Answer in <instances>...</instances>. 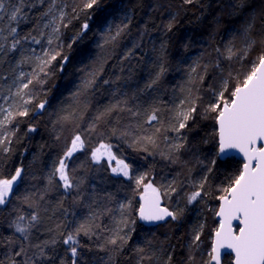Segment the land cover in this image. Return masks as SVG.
<instances>
[{"label": "trees", "instance_id": "obj_1", "mask_svg": "<svg viewBox=\"0 0 264 264\" xmlns=\"http://www.w3.org/2000/svg\"><path fill=\"white\" fill-rule=\"evenodd\" d=\"M4 2L11 6L16 0ZM88 2L89 0H61L60 6L66 5L67 16L64 24L67 27H61L59 40L54 41L51 46L47 43V36L41 38L39 31L35 30L36 18L46 4L31 11L25 8L28 13L27 20L13 25L18 27L21 36L30 33L42 41L39 45L32 43L30 39L22 41L26 52L33 49L43 52V49L51 47L59 51L60 56L46 69L47 76L41 74L44 83L31 86L34 100L27 106L29 115L17 116L7 125V129L14 132V135L11 138V151H0V178H11L17 167L22 168L23 172L22 179L14 185L10 203L0 206V260L6 261L7 255L12 251L7 239L16 235L9 227L16 215L13 209L20 207L27 212L31 211L16 198L34 191L37 187L45 186L44 178L51 170L50 167L63 154L76 132L83 134L87 147L74 154L70 160V169L77 170L76 178H83L89 191L95 186L112 193L115 197L114 203L132 199L135 209L138 207V196L135 194L134 180L112 175L105 161L99 165L92 164L91 150L101 142L111 144L114 147L113 154L130 165L132 177L147 173L148 179L157 186L173 177L184 182L179 193L178 206L184 209L180 219L173 221L168 218L166 222L145 224L133 211L129 218L137 221L125 229L130 232L127 245L123 248L107 246L102 251L98 247L103 243L102 239H89L80 235L77 264H137L141 255L151 257L150 260H143L141 264H165L169 255L172 256L171 264H186L193 230L198 229L201 223L205 225L201 236V251L206 259L205 249H209L211 231L216 226L213 210L219 202L215 197L220 194L219 189L226 186L229 178L242 167V161L234 157L219 160L213 139L214 120L211 117L214 114H206L205 108L213 101L210 89L218 91L220 81L229 72L234 76L239 73L242 78L249 70L251 62L264 48L259 42L261 36L257 22L253 32L257 44L246 60L229 61L222 55L230 42L237 49L242 47L238 37L241 25L248 12L259 11L264 7V0H247L250 7L243 14L235 6L238 0H194L191 4H186L184 0H97L92 8L86 9L84 5ZM85 23L88 24L86 30L83 29ZM123 25H127L125 31L115 41L109 39L105 43L109 35H115L117 26ZM73 40L79 42L75 43ZM217 49H220V53ZM129 50L131 55L126 58ZM19 55V52L11 54L8 62L0 64V74L9 77L11 63ZM161 64L166 71L160 81L152 89L142 93L140 90L155 76ZM205 65L208 66L206 72ZM23 66L25 72H31V67ZM79 66H82L80 70ZM194 66H197V72L193 75L204 76L202 83L198 79L189 82V72ZM93 73L96 74L95 85L83 90V81L91 78ZM117 77L120 79L117 80ZM104 80L111 83L105 85ZM3 82L5 81L0 80V84ZM231 83L234 85L235 80ZM189 88L192 89L191 94L188 92ZM122 93H126L129 98L138 96L144 107L153 98H160L173 109L176 97H199L197 112L193 114L187 128L182 130L183 136L188 137L186 147L180 153L181 163L173 165L159 155V151L165 149L162 137L159 148L149 145L144 150L143 145H132L131 137L121 139L113 136V127L122 129L129 123L127 113L113 112L105 118L106 122H96L95 132L86 131L95 117L110 103L121 98ZM41 102H45L44 109L36 107ZM164 115L167 117L170 114ZM30 128L34 131H29ZM167 135L171 137L175 134L169 132ZM149 152L154 154L150 155ZM213 160H216L215 165L212 164ZM81 163L85 165L83 168L79 167ZM209 168L212 169L211 172L208 171ZM205 175L207 183L204 192L211 193V196L205 195L195 203L187 204L185 193L195 190L188 183L189 179L198 182ZM72 195L74 192L66 194L62 188H57L47 194L48 203L38 209L41 224L40 230L34 233L33 242L50 240L53 237L57 241L46 249L50 259L45 260L44 264H61L62 260L65 264H73L70 247L63 244L64 237L58 232L46 231L65 219L62 213L49 219L52 216V206L61 197L64 198L65 207L70 210L65 235L83 218L85 210L73 206ZM167 200L170 202L167 197H163L162 205L170 209L177 207V196L172 197V205H166ZM45 208L49 211L45 212ZM73 211L77 215H72ZM104 223L109 228L115 227L107 217ZM137 248H144V253L138 254ZM200 261L201 255L197 253V264ZM231 262L232 257L224 255L222 264Z\"/></svg>", "mask_w": 264, "mask_h": 264}, {"label": "snow or ice", "instance_id": "obj_2", "mask_svg": "<svg viewBox=\"0 0 264 264\" xmlns=\"http://www.w3.org/2000/svg\"><path fill=\"white\" fill-rule=\"evenodd\" d=\"M96 2L97 0H89L84 7L90 9ZM184 2L191 4L194 0H184ZM45 4L46 7L36 18L35 30L39 31L41 38L47 36V43L51 46L54 41L59 40L61 27H67L64 24L67 16L66 5L60 6L61 0H16L11 6L6 5L4 0H0V64L8 62L11 54L20 53L11 68V73H15L11 83H7V76L0 74V80L5 81L4 84H0V100L4 101L0 103V117H2L0 118V151L3 153L11 151V138L14 135V132L7 129V125L11 124L17 116L29 115L27 106L34 100L31 86L44 83L41 74L47 76L46 69L60 56V52L51 47L43 49V55H36L35 50L32 51L31 56L26 55L22 41L30 39L32 43L38 45L42 41L30 33L21 36L18 27L13 26L20 21L27 20L28 13L25 12V8L31 11ZM235 6L241 10V14L250 7L247 0H238ZM257 22H259L261 36L259 42L264 45V7H262L259 11L248 12L238 33L242 47L237 49L230 42L222 53L225 59L229 61L247 59L257 44V39L253 36ZM168 27L170 29L171 24ZM87 28L88 24L85 23L83 29ZM126 28L127 25L117 26L115 35H109L105 43L109 39L115 41ZM216 51L220 53V49ZM129 55H131V50L126 54V58ZM33 59L35 65L31 72L23 71L22 66L32 64ZM197 66L190 69L189 82H195L197 79L203 82V75H193L197 72ZM207 67V65L204 66L205 72ZM165 71V67L161 64L159 71L140 91L143 93L152 89L158 84ZM116 79L119 80L120 77ZM232 80H235L234 85L231 83ZM95 83L96 74L93 73L91 78L83 81L82 89L86 91ZM103 83L108 85L111 82L104 80ZM181 90L183 91V88ZM210 91H212L213 101L206 106L205 113L214 114L211 118L214 120L213 139L217 147L216 155L219 157L235 151L242 156L243 161L242 167L229 178L226 186L219 189L220 194L215 197L219 205L213 210L216 226L211 231L210 250L207 251L208 259H202L201 236L205 225L201 223L198 229L193 230L191 241L188 244L186 264H197V253L201 255L200 264H221L222 250H229L228 254L232 256L231 264H264V48L251 62L249 70L243 74L242 78L239 73L234 76L232 72H229L228 76L220 81L219 90L210 89ZM188 92L191 94L192 89L189 88ZM113 95L115 96V92ZM198 100V96L190 95L188 98L181 99L173 109L163 99L153 98L147 107H144L139 102L138 96L134 95L129 98L126 93H122L121 98L110 103L95 117L86 131L95 132L96 122H106L105 118L113 112L127 113L129 123L122 129L113 127L111 129L113 136L121 139L131 137L132 145H143L144 150H147L149 145L159 148L162 137L166 150H160L159 155L173 165L179 164L181 163L180 153L185 149L187 142V137L183 136L182 130L187 128L188 122L197 112ZM130 101L136 102L131 103ZM36 107L44 109L45 102L37 104ZM165 113L170 115L165 117ZM29 131H34V129L30 128ZM169 132L175 135L170 137L167 135ZM101 135L104 134L101 133ZM86 147L83 134L76 132L63 154L53 162L51 170L44 178L45 186L37 187L34 191L16 198L31 211L27 212L20 207L13 209L16 215L9 227L16 235L7 239V243L12 246V251L7 255L6 261L0 260V264H44L45 260L50 259L46 249L49 245L56 244V238L33 242V236L40 230L41 215L38 209L48 203L47 194L57 188H62L66 194L74 192L73 206L85 210L83 218L76 223L73 230L67 231L65 235L70 210L65 207L64 198L61 197L52 206V216L49 219L55 217L57 213H62L65 219L56 223L54 228L46 230L49 233L58 232L64 237L63 244L70 247L73 264H77L80 235L89 239L93 237L102 239L103 243L98 245L102 251L106 250L107 246L123 248L127 245L130 232H126L125 229L129 224L136 223L135 219L129 218L133 211L140 221L146 223L166 222L167 218L173 221L180 219L184 209L178 206L179 193L184 187V182L173 177L170 181L157 186L151 179H148L147 173L135 177L130 176V165L117 159L112 152L113 146L105 142H101L91 150L92 164H101L103 158L109 161L115 160L116 167L109 165L112 173L134 180L139 206L133 209L132 199H128L127 202L114 203L115 197L112 193L97 189L95 186L89 191L85 180L76 178L77 170L70 169V160L74 154L85 150ZM149 154L154 153L149 152ZM215 163L216 160H213L212 164L215 165ZM84 166V163H81L79 167ZM208 171L211 172L212 169L209 168ZM22 172L23 169L17 167L11 178H0V206H7L10 203L14 185L22 179ZM188 183L195 190L185 193L187 204H192L202 196H211V193L204 192L207 175L198 182H192L189 179ZM174 195L177 196L175 209L162 205L163 197L171 200ZM44 211L48 212L49 209L45 208ZM72 215H77V213L73 211ZM106 217L115 224V227L109 228L104 223ZM234 222L238 223L234 225ZM136 251L140 254L144 253L145 249L137 248ZM145 259L150 260L151 257L141 255L137 264H141ZM171 261L172 256L169 255L165 264H171ZM61 264L65 262L62 260Z\"/></svg>", "mask_w": 264, "mask_h": 264}, {"label": "rangeland", "instance_id": "obj_3", "mask_svg": "<svg viewBox=\"0 0 264 264\" xmlns=\"http://www.w3.org/2000/svg\"><path fill=\"white\" fill-rule=\"evenodd\" d=\"M46 19H48V18H46ZM84 30H86V29H84ZM33 50H35L36 55H43V52H41L39 49H33ZM33 50H29V51L25 52L26 55L31 56ZM17 59H18V58H17ZM14 64H15V61H12V63H11V68H12V66H13ZM34 65H35V60L33 59V63H32V64L25 65V66H26V68H27V67H31V68H32ZM22 69H23V71H25L24 66H22ZM14 75H15V73H10V75H9V77H8V82H7V83H11L12 79L14 78ZM4 83H5V82H3V84H4ZM5 94H6V93H5ZM181 99H184V97H181V96L176 97V99H175L176 104H175V105H177ZM0 103H4V101H3V100H0ZM5 107H7V105H5ZM0 118H2V117H0ZM97 146H98V145H97ZM97 146H96V147H97ZM113 148H114V147H112V152H113ZM117 159H118V158H117ZM104 161H105L108 165H111V167H116V161H115V160L109 161L107 158H103L101 162H104ZM111 167H110V170H111ZM50 169H51V167H50ZM111 174L114 175V176H121V177H123L122 175L113 174L112 171H111ZM123 178H124V179H127V178H125V177H123ZM195 202H196V201H194L193 203H195ZM190 205H191V204H190ZM163 206H164V205H163ZM137 208H138V207H137ZM217 208H218V206H217ZM142 222H143V221H142ZM202 222H203V221H202ZM143 223L148 224V223H146V222H143ZM210 244H211V241H210ZM208 250H210V246H209V249H205V254H206V255H207V251H208ZM203 259L206 260V259H208V257H207L206 259L203 257Z\"/></svg>", "mask_w": 264, "mask_h": 264}, {"label": "water", "instance_id": "obj_4", "mask_svg": "<svg viewBox=\"0 0 264 264\" xmlns=\"http://www.w3.org/2000/svg\"><path fill=\"white\" fill-rule=\"evenodd\" d=\"M230 157H234V158H236V159H240L241 161H243V158H242V156L240 155V154H238V153H236L235 151H232V152H230L229 154H227V155H223V156H219L218 158H219V160H225L226 158H230ZM219 205V204H218ZM139 206V205H138ZM168 219V218H167ZM238 222H234V225L235 224H237ZM228 251L229 250H222V257H221V264H222V261H223V257H224V255H229L228 254ZM231 256V255H230ZM232 257V256H231Z\"/></svg>", "mask_w": 264, "mask_h": 264}, {"label": "bare ground", "instance_id": "obj_5", "mask_svg": "<svg viewBox=\"0 0 264 264\" xmlns=\"http://www.w3.org/2000/svg\"><path fill=\"white\" fill-rule=\"evenodd\" d=\"M81 32H84V31H81ZM108 32H109V31H108ZM110 32H111V31H110ZM79 34H80V33H79ZM79 34H78V35H79ZM78 35H76V36H78ZM76 36H75V37H76ZM79 36H80V35H79ZM98 38H99V36H98ZM100 38H101V36H100ZM80 39H81V38H80ZM73 41H74V40H73ZM74 42H75V41H74ZM76 42H79V41H76ZM76 42H75V43H76ZM84 59H85V58H84ZM86 59H87V58H86ZM73 64H74V62H73ZM71 65H72V64H71ZM74 66H75V65H74ZM76 67H77V66H76ZM81 67H82V66H81ZM81 67L79 66V70L81 69ZM77 68H78V67H77ZM77 68H75V69H77ZM77 70H78V69H77ZM2 81H3V80H2ZM191 133H194V132H191ZM187 134H188V133H187ZM195 134H196V133H195ZM184 135H185V134H184ZM188 135H189V134H188ZM190 136H191V134H190ZM198 136H199V135H198ZM187 137H188V136H187ZM190 138H191V137H190ZM191 139H192V138H191ZM193 139H194V137H193ZM214 154H215V153H214ZM171 200H172V199H171ZM171 200H170V202L167 200L168 203H166V205L169 204V203L172 205ZM172 201H173V200H172ZM170 204H169V205H170ZM171 208H173V207H171ZM132 215H133V214H132ZM132 215H131V216H132ZM135 216H136V215H135ZM131 218H132V217H131ZM133 219H134V218H133ZM136 221H137V220H136Z\"/></svg>", "mask_w": 264, "mask_h": 264}]
</instances>
